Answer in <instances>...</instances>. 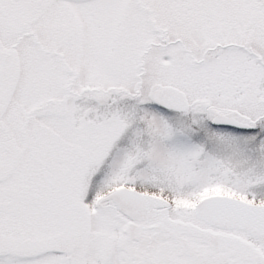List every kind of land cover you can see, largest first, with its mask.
Segmentation results:
<instances>
[{"label": "snow or ice", "instance_id": "6c2138e0", "mask_svg": "<svg viewBox=\"0 0 264 264\" xmlns=\"http://www.w3.org/2000/svg\"><path fill=\"white\" fill-rule=\"evenodd\" d=\"M0 264H264V0H0Z\"/></svg>", "mask_w": 264, "mask_h": 264}]
</instances>
